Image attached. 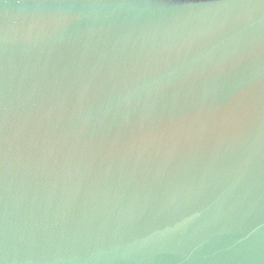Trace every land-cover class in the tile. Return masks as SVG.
I'll return each mask as SVG.
<instances>
[{"label": "water", "instance_id": "obj_1", "mask_svg": "<svg viewBox=\"0 0 264 264\" xmlns=\"http://www.w3.org/2000/svg\"><path fill=\"white\" fill-rule=\"evenodd\" d=\"M0 264H264V0H0Z\"/></svg>", "mask_w": 264, "mask_h": 264}]
</instances>
